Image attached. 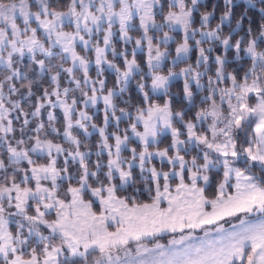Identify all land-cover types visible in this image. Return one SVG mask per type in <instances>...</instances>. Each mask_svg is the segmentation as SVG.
Here are the masks:
<instances>
[{"label":"snow or ice","instance_id":"1","mask_svg":"<svg viewBox=\"0 0 264 264\" xmlns=\"http://www.w3.org/2000/svg\"><path fill=\"white\" fill-rule=\"evenodd\" d=\"M199 3L169 0L170 10L158 25L154 9L158 5L163 9L160 0H70L66 11L56 10L51 0H0V153H7V160L0 159V264H264V7L259 9L260 23L254 29L247 10L236 17L234 0H223L225 10L215 27L210 25L214 5L200 14V28L194 29L193 13ZM246 3L255 6L253 0ZM134 14L139 15L144 33L135 41L136 48L147 41L153 93L163 90L167 94L170 78L177 74L158 73L166 52L160 50V41L154 48L150 27L158 31L165 26L183 29L185 37L176 48L177 60L190 51L189 31L193 37L199 32L196 69L204 70L189 65L179 73L185 77L184 98L190 105L194 94L188 77L197 89H203L201 78L210 70L206 52L213 49L200 45L218 42L225 52L233 50L237 67L232 71L227 70L226 56H215V72L208 77L207 95L194 119L185 121L183 111L173 112L170 100L163 105L153 102L144 82L137 85L143 100L136 106L135 117L127 108L116 114V88L119 93L126 90L138 65L135 49L132 59L123 51L116 52L113 25L118 22L120 39L130 42ZM65 22L74 25V31H64ZM226 22L230 27L227 35L223 34ZM233 33L239 38L234 39ZM77 41L85 52L91 48L95 53L96 80L89 75L92 61L76 51ZM168 41L165 32L163 43ZM57 47L58 52L53 50ZM108 48H112L113 57H124V71L106 58ZM37 53L44 58H38ZM26 54L30 63L23 65ZM69 60L71 66L65 67ZM33 64L39 68L35 80L29 77ZM105 64L116 73V87L108 88L106 94V81L99 78ZM77 72H82V78ZM62 74L69 86L61 87ZM43 75L48 76L49 84L37 94L33 89L41 84ZM99 100L104 104V126L98 129V159L93 169L89 162L92 153L81 150L75 129L89 134L93 117L84 109ZM56 108L63 112L62 135L67 148L46 138L50 133L60 134L54 112L47 111V125L40 119L43 110ZM122 116L131 121V133L143 146L140 151L128 149L131 156L127 159L121 153L130 137L128 129L119 134ZM110 119L117 122V131L111 134L114 144L109 143L106 132ZM174 120L183 123L186 139L180 138L185 132ZM14 121L20 122L19 129ZM33 121L35 127H30ZM140 124L142 132L138 131ZM91 128L97 125L91 124ZM166 131L171 133L170 145L150 152V145ZM105 150L106 165L99 159ZM193 150L195 154L186 159ZM34 154L46 155L47 163L37 164ZM60 156L64 157L62 167L57 166ZM154 157L162 165L166 161L167 170L152 165ZM22 162L28 167H22ZM73 166H77L74 171ZM135 168H139V177ZM221 169L216 194L208 198L205 193L212 173L219 174ZM64 181L68 183L62 191ZM140 182L150 202L136 199L143 194L139 188L130 196L118 194ZM229 188L233 189L230 194ZM97 202L98 212L93 210ZM52 212L55 218L47 219ZM10 225H15V231ZM162 233L172 234L167 245L158 240L153 247L146 245L149 238Z\"/></svg>","mask_w":264,"mask_h":264},{"label":"rangeland","instance_id":"2","mask_svg":"<svg viewBox=\"0 0 264 264\" xmlns=\"http://www.w3.org/2000/svg\"><path fill=\"white\" fill-rule=\"evenodd\" d=\"M200 1H203V0H200ZM238 1H242L243 3H246V0H234V2H238ZM256 1L258 0H253V4L256 3ZM7 2V1H6ZM160 3L163 5V9L161 10L160 6L158 5L155 9H154V12H155V15H154V20L156 22V24H163L164 23V16L167 14V12L170 10L168 5H169V0H160ZM186 3L190 4V0H186ZM247 4V3H246ZM33 11H35L36 9L33 8L32 9ZM67 10V7L64 8V9H61L59 11H66ZM116 10L118 11L119 10V5L117 4L116 5ZM225 10V9H224ZM199 11V7H198V10ZM194 12L193 13V25L192 27L194 29H199L200 28V14L202 12H198L197 13ZM208 11H211V10H208ZM213 18V17H212ZM210 20V25L211 27H215V25L219 22V20ZM131 24H132V29L129 31V36L131 37V41L130 42H125L123 40L120 39V33H119V23L117 22L116 24L113 25V32H114V36H113V39H112V45L113 47L115 48L116 52L119 53L121 51L125 52L127 50H130L131 54L130 55H127V58L128 59H132L133 58V50L135 49V54L136 52H141V50L144 51V57L142 58L146 67H145V74H148L150 75V78L149 80H147L149 83H148V86L149 88L151 89V72L148 68V63H147V56H148V48H147V41H143L142 43V46L140 48H136V45H135V41L137 39H141L143 37V29L140 28V17L139 15H135L133 16V19L131 21ZM227 24V22L225 23V25ZM33 26H36L35 25V22L33 21ZM105 27L107 26V23L105 22ZM235 27V25L233 26ZM223 28H225V26H223ZM226 31H223V34L227 35L230 31V27L228 28H225ZM63 30L66 31V32H70V31H74V25L72 24H69L68 22H65L64 26H63ZM207 30V29H205ZM165 32H168V35H169V41L167 44H164L163 43V37H164V33ZM242 34V33H241ZM148 35L153 37V46L155 48V46L157 45V41H160V50L162 52H166V56L161 60V63H160V67L161 66H165L166 68L164 70H160L158 69V73L160 75H165L167 76L169 71L173 72V73H176L177 75L170 78V81L172 80H175V79H181L182 80V84H183V87H184V82H185V77L182 76V75H179V73L181 72L182 69L188 67L189 65H191L193 67L194 70H199V71H203V67H201L200 69H196V60H197V56H198V48H197V45L195 43V41L197 39H201V36L199 34V32L196 33V35L193 37L191 35V30L189 31L188 35H189V40H188V43H189V47H190V51L187 55V57L183 58V59H180V60H184V59H187L186 62H183L181 63L180 65H175L177 64L180 60H177L176 59V48L179 46V44L183 43L184 42V37H185V32L183 31L182 28H180L179 26H177L174 30H170L167 26H165L162 30H157L155 28H149V31H148ZM85 38H87V36L85 35ZM235 38H239V35H236L234 37ZM99 42H100V45L103 46V33L101 32L100 36H99ZM96 43V37L95 35L93 36V44ZM77 46H76V51L79 55L81 56H86L90 61H92V63L90 64L89 66V75L90 77L93 79V80H96L98 77H97V69H96V65H95V53L94 51L90 48L89 51L85 52L84 50V46L83 44H81L79 41L76 42ZM218 42H204L200 45V47H203L205 49H208V48H212L213 50L211 52H206V55L209 56V72L207 73V75H205L204 77L201 78V84L204 85V88L203 89H197L196 87V83L195 81L191 78V76L188 77L189 79V83H190V88L192 90V92L194 91H197L198 92V99H202V97H204L205 95H207V82H208V77L209 76H212L214 75V72H215V56L217 55H221V56H226L228 61L229 59L233 58L234 57V52L232 53V55L230 56L231 58H228V53L224 51L223 47L221 45L218 44ZM54 51L58 52L59 51V48H54L53 49ZM227 53V54H226ZM154 54V53H153ZM106 58L110 61H112L113 63H115L120 69L121 71H124L125 70V64H124V57H121L119 55H116L115 57H113V54H112V48H108L106 50ZM192 55V57L190 58L189 56ZM37 57L38 58H44L42 57L39 53H37ZM122 59V63L123 64H119V61H117V59ZM58 59V58H57ZM57 59H53V63H56L57 62ZM118 59V60H119ZM136 59V58H135ZM137 61V65H138V69L134 71L135 72H138L140 71L141 67H140V62L136 59ZM213 62V63H212ZM30 63L29 61V57L27 56V54L25 55V57L23 58L22 60V64L23 65H28ZM234 66V65H237V63H232L230 64V66ZM65 67H69L71 66V61L69 60L65 65ZM104 74L102 77H99V78H102V79H105V81H107V72H112L114 74V85H109V87H107L105 90H104V94H106V91L108 88H114L116 87V73L114 70H111V69H108L107 65L105 64L104 66ZM228 71H232L231 69H227ZM39 72V68L37 65L33 64L32 65V71L29 72V77L33 80H35L37 78V73ZM77 75L80 76L82 78V72H77ZM65 74H62V78H61V87H64V86H69L66 82H65ZM132 77V76H131ZM130 77V78H131ZM2 78V77H0ZM129 78V79H130ZM27 83V82H25ZM49 84V78L47 75H43L41 77V84L39 86H34V91L39 94L40 91L42 90V87H47ZM221 86H224V85H221ZM17 87H20L21 88V91L23 92L24 89L21 87V85L19 83H17ZM72 87H74V85H72ZM117 90V93L119 94V89L116 88ZM152 90V89H151ZM163 90L161 91H158L156 93H160L162 92ZM77 96H79V93H76ZM183 96H184V92H183ZM35 99V97H33V100ZM53 99H55L53 97ZM219 99V97L217 96V100ZM163 105V104H162ZM90 107V108H89ZM198 109L197 110H194V111H198L199 108L201 106H197ZM226 107V105H225ZM80 106H78V110H79ZM48 110H52L54 112V114L56 115L57 117V122H56V127L57 129L59 130V135H57L56 133H50L46 138L47 139H51L54 143H60L63 147L67 148L68 147V144L64 141V138H63V128H64V118H63V112L60 108H56V109H45L42 111V116H41V120L47 125V111ZM85 111L88 112L89 115H91L93 117V115L96 114V112L98 110H101L102 111V116H103V120H102V123L101 124H98L96 123V121L94 119H92V121L89 122V134L88 135H85L84 131L82 129H79V128H76L75 129V133L78 135V138L81 139L82 141V144H81V150L82 151H88L90 150L92 155L90 156V166L91 168L94 169V166H95V163L98 159V157L95 155V152L98 150L97 149V144L100 142V135H99V131L98 129L100 127H103L104 126V104H103V101L102 100H99L97 102V104L95 106H92V105H89L87 109H84ZM131 112V111H130ZM196 112H194V117H195V114ZM117 115H120V112L118 110V113H116ZM132 116L135 117L136 115V111L134 112H131ZM126 117H121V119H124ZM190 120V119H189ZM186 121V120H185ZM109 123H112L114 125V128H111V129H108L106 128V132L109 134V143L110 144H114L115 141L114 139L111 137V134L116 132L117 131V122L115 119H110ZM131 121L128 122V124L126 125V129H128V135L130 137V142L128 143V146H127V150L132 148V147H136L137 148V151H140L142 149V145L140 144L139 140L132 135L131 133V130L129 128V125H130ZM91 124H96L97 125V128L96 129H93L91 128ZM14 125L17 129H19V126H20V122L18 121H14ZM183 125V123H182ZM32 127H35V121H33V123L31 124ZM207 125H205L206 127ZM124 129L125 130V126L122 127L121 125H119V129ZM178 128V127H177ZM180 129V128H179ZM124 130L122 131V133H119L120 135H123L124 134ZM182 130V129H181ZM138 131H143V125L140 124L138 126ZM185 132V135H182L180 138L181 139H186V131L183 130ZM165 133H168L170 135V139H171V133L170 131H166L164 133H162L161 135L165 134ZM96 134V135H94ZM17 136H19V132L17 131L16 133ZM161 135L158 136L157 138V141L161 138ZM240 139L242 140L243 139V134L241 133L240 134ZM95 142L96 145L94 146L92 143ZM32 142L30 141L29 142V146ZM170 143H171V140H170ZM170 143L168 144V146L170 145ZM85 145H87L88 147L85 148ZM137 145V146H136ZM168 146H153V145H150L149 147V151L150 152H155L159 149H163L165 147H168ZM102 154H105V157L103 155H101L99 157V159L106 165L107 163V159H108V156H107V151H103ZM183 154V153H182ZM195 154V150H193L188 156H186V159H190L191 158V155H194ZM121 155L127 159L131 156V153L130 151L128 150V152H123L121 153ZM5 156V157H4ZM4 156L2 153H0V159H5L7 160V153L4 152ZM37 158H40L39 160H37ZM33 159L35 160V162L37 164H44V163H47V156H39L38 154H34L33 155ZM158 161V163H161V160L159 158H156L154 157L153 158V162H152V165L156 166L158 169L161 168V166H157L155 164V162ZM166 162V161H164ZM202 162V161H201ZM167 163V162H166ZM64 164V157L63 156H60L57 160V166L58 167H62ZM152 165H149V167H151ZM22 167H28L27 163L26 162H22ZM75 167L77 166H73V171L75 170ZM164 170H167V167H163ZM106 170V169H105ZM134 170H137L139 172V168H135ZM253 171L255 172L256 169H253ZM221 174H220V178H219V181L222 179V169L220 170ZM214 176L217 175V173H212ZM30 175V173H29ZM218 181V182H219ZM117 183H119V180L117 179L116 181ZM178 182V181H176ZM234 179L232 181V183H234ZM50 183V182H48ZM67 181H64L63 185H62V191L64 188L67 187ZM75 183V182H73ZM202 183V182H201ZM218 184V183H217ZM33 186H34V182H33ZM175 187V182L173 183V188ZM233 191V189L229 188V194ZM154 194V193H153ZM89 197L86 196L85 199L87 200ZM210 198H214L213 197H210ZM150 202V201H149ZM145 203V202H143ZM164 207H167V204L164 203L163 204ZM94 211H99V204L98 202L95 203L94 205V208H93ZM11 211H14V209H11ZM30 214H31V210H30ZM47 219L51 220V219H54L55 218V212H52L49 216L46 217ZM42 228V231L44 232V234H47L48 233V230L46 228H44L43 226H41ZM10 230L12 231H15V225H10ZM202 233V232H201ZM167 236V238H169L168 236H171L172 234H169V233H162L159 237L157 238H160L162 236ZM156 238V239H157ZM155 241V239H152V238H149L146 242H153ZM135 248V247H134Z\"/></svg>","mask_w":264,"mask_h":264},{"label":"trees","instance_id":"3","mask_svg":"<svg viewBox=\"0 0 264 264\" xmlns=\"http://www.w3.org/2000/svg\"><path fill=\"white\" fill-rule=\"evenodd\" d=\"M7 0H5L6 2ZM70 2V0H51V4L52 6L56 9V10H61L66 8L67 4ZM235 7L233 9L234 12V16L238 17L240 16L242 13L245 12V10H247L246 15L251 18V20L254 22L253 23V28L255 29L256 26L260 23V16L261 13L259 11V9L261 7H264V4L260 3V0L256 1V3H254L255 6L252 5H248L246 3H243L242 1H238V2H234ZM215 5V11H214V15L212 20H219V17L221 15V13L224 11V3L223 0H203L200 1L198 7H199V11L198 12H202V11H208V10H212L213 6ZM225 28H228L229 25L228 23L226 25H224ZM234 26V23L232 24V27ZM245 26H247V21H245ZM223 28V31H226V29ZM239 32V30H237ZM237 34L233 33V36L235 37ZM218 46V44H217ZM228 58H231L230 56L233 53V50H228ZM226 53V54H227ZM127 55H130L131 52L130 50L126 51ZM144 57V51L141 50V52H136L135 54V58L140 62V71L133 73L132 77L129 79L128 83H127V87L126 90L123 93H119L116 97H115V103L117 105V113L118 110L120 108H127L129 111L134 112L136 111V106L140 105L142 100H143V94L138 90V83L140 82H144L146 84V89L145 91H147L151 98L152 101L155 103H158L160 105H162L166 100H170L171 102V107H172V111L173 112H177V111H183L184 112V120H189V119H194V110H197L198 107L197 106H202L201 105V99H198V92L194 91L193 92V104H189L187 100H185L184 96H183V84H182V80L181 79H175L169 82L168 84V89H167V94L164 93V91L160 92V93H153L152 90L149 88L148 86V81L150 78V75L145 74V63L143 61ZM190 58L192 57V55L189 56ZM119 59V58H118ZM117 61H119V64H123L122 63V59H119ZM187 59L184 60H180L177 64L175 65H180L183 62H186ZM213 63V62H212ZM232 63H237L236 61H234L233 58L229 59V63H228V68L233 70L234 68L237 67V65L234 66H230V64ZM247 63H245L244 67H247ZM166 67L165 66H161L159 67L160 70H164ZM227 68V69H228ZM240 74L242 75V71H240ZM107 81H106V88L109 87V85H114L113 81H114V74L112 72H107ZM141 77H143V81L141 80ZM105 88V89H106ZM90 108V107H89ZM93 119L96 121V123L101 124L102 120H103V116H102V111L98 110L96 112L95 115H93ZM130 120L126 117L124 119H121L119 122V125H121L122 127L125 126L126 129V125L128 124ZM174 125L180 129L183 130V125L182 122H180L179 120H174ZM30 127H32L30 125ZM108 129L114 128V125L112 123H109ZM124 129H119V133H122ZM181 130V131H182ZM184 132V131H182ZM29 134H34V133H29ZM96 135V134H94ZM170 135L168 133H165L163 135H161V138L155 143V144H151L153 146H168V144L170 143ZM94 146L96 145L95 142L92 143ZM137 146V145H136ZM123 152H128L127 149H125ZM4 156V153H2ZM105 157V154H102ZM5 157V156H4ZM40 158H37V160H39ZM155 164L157 166H161V167H167V163L164 162L163 165L161 163H158V161L155 162ZM134 174L139 177V172L137 170H133ZM220 174L217 175H213V180L211 183V186L206 188V196L207 197H213L216 194V187H217V183L219 181L220 178ZM174 183V182H173ZM134 188H139L141 190V192L143 194H138L136 199L143 203V202H149L151 200V197L149 195V193L147 192V190L144 188V184L143 182L137 183L136 185H134L133 187H129L127 189L126 192H120L118 193L121 196L124 195H131Z\"/></svg>","mask_w":264,"mask_h":264},{"label":"crops","instance_id":"4","mask_svg":"<svg viewBox=\"0 0 264 264\" xmlns=\"http://www.w3.org/2000/svg\"><path fill=\"white\" fill-rule=\"evenodd\" d=\"M209 198V197H208ZM233 223H237V221H233ZM227 226V225H226ZM198 235H203V233H198ZM169 238H167V236H162V237H160V238H157V239H155V241H153V242H146V245L148 246V247H153L154 246V244L157 242V240L159 241V243H161V244H164V245H167L168 244V241H169V239H171L172 238V235L171 236H168ZM132 251L133 252H135V248H134V246H133V248H132Z\"/></svg>","mask_w":264,"mask_h":264}]
</instances>
